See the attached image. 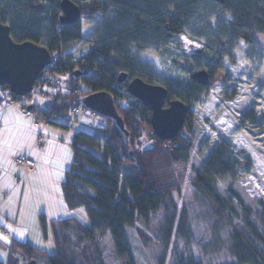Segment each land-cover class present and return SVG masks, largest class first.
<instances>
[{
	"label": "trees",
	"instance_id": "trees-1",
	"mask_svg": "<svg viewBox=\"0 0 264 264\" xmlns=\"http://www.w3.org/2000/svg\"><path fill=\"white\" fill-rule=\"evenodd\" d=\"M60 1L0 0V19L10 27L15 42L32 41L51 53L59 46L68 51L89 49L85 52L90 54L84 70L87 73L67 71L66 85L72 90L62 97L47 92L50 113L69 117L75 106L84 105L86 96L109 92L128 133L113 119H106V126L92 133H74L72 164L65 172L62 193L67 208L84 209L87 219L47 220L41 214L43 231L47 234L49 225L53 232L55 252L49 254L30 243L13 241L9 264H139L130 231L144 246L156 248V264H264V209H247L240 196H222L215 188L218 181L236 179L237 167L221 150L213 149L202 167L187 170L193 137L182 132L193 127L191 111L169 150L163 148L162 140L155 145L148 142L151 119L144 121L143 115L128 112L118 102L134 78L158 85L134 66L131 52L145 51L156 40L185 34L190 22L181 24V19L186 18L184 10L189 6L183 5L188 0H71L81 8L82 18H98L96 30L84 43L81 20L61 24ZM200 1L230 16L231 28L242 39L264 35V0ZM171 8H176L177 19L167 13ZM69 62L72 64V58ZM216 64L215 68H201L210 73L208 85L194 81V72L187 85L179 81L162 85L168 89L165 106L173 100L188 107L197 103L222 71L218 68L220 59ZM93 68L100 74L93 75ZM122 72L129 76L120 84ZM254 114V108L249 109L242 122H253ZM185 178L205 200L202 208L180 201ZM14 181L21 179L15 176ZM106 237L111 240V257L102 252L101 242Z\"/></svg>",
	"mask_w": 264,
	"mask_h": 264
},
{
	"label": "rangeland",
	"instance_id": "rangeland-1",
	"mask_svg": "<svg viewBox=\"0 0 264 264\" xmlns=\"http://www.w3.org/2000/svg\"><path fill=\"white\" fill-rule=\"evenodd\" d=\"M194 1L197 0H188L183 5L189 6L184 10L186 18L181 19V24L190 22L185 34L156 40L145 51H132L131 62L158 85L176 81L187 85L193 72L204 66L215 68L220 59L218 68L222 71L215 75L206 95L197 103H189L193 127H185L188 133H183L193 137V145L187 155V170L202 167L213 149L221 150L237 167L238 176L234 180L218 181L217 192L222 196L227 193L240 196L245 208L252 211L264 209V35L242 39L231 28L232 18L220 8L200 0L201 3L193 6ZM197 6L200 8L194 11ZM167 13L171 18H178L176 8L168 9ZM97 25L98 18L81 19L82 43ZM88 50L70 49L76 52L77 58ZM64 75L62 80L67 81L69 74ZM82 87L85 89L86 85ZM251 108H254L255 119L242 122ZM17 118L23 130L7 126L0 132V194L5 196L0 208V264H9L13 241L30 243L49 254L55 252L52 230L48 225L46 234L41 226L42 212H48L49 217L59 213L63 218L87 219L84 209L70 211L67 208L59 174L65 175L72 164L74 133L80 130L92 133L106 126V118L98 115L92 119L85 111L78 117L59 118L55 120L57 124L45 125L48 128L43 132V139L30 157L39 163L38 169L36 166L29 172L21 166L23 170L15 158L25 147L32 148L40 130L29 125L32 122L20 114ZM15 176L21 179L19 183L14 181ZM196 193L190 180L185 178L180 201L202 208L206 202ZM130 239L139 264H156L154 246H144L134 231H130ZM111 246L109 237L102 240V252L108 257L112 256Z\"/></svg>",
	"mask_w": 264,
	"mask_h": 264
},
{
	"label": "water",
	"instance_id": "water-1",
	"mask_svg": "<svg viewBox=\"0 0 264 264\" xmlns=\"http://www.w3.org/2000/svg\"><path fill=\"white\" fill-rule=\"evenodd\" d=\"M60 8L63 13L60 18L61 24L71 25L81 20V8L73 1L61 0ZM50 60L51 52L45 46L32 41L15 42L11 36L10 27L0 19V86H8L13 93L21 96L29 94L41 71L50 63ZM80 73L87 72L77 71L75 75ZM128 76L127 72H122L118 76V82L120 84L127 82ZM192 79L202 85H208L211 82L210 73L206 69L195 71ZM127 89L130 94L151 109L152 128L160 139L173 140L178 136L190 111L185 102L173 100L165 106L168 89L162 85L147 83L139 77L130 80ZM83 104L104 118L113 119L120 129L128 133L111 93H92L84 98Z\"/></svg>",
	"mask_w": 264,
	"mask_h": 264
},
{
	"label": "built area",
	"instance_id": "built-area-1",
	"mask_svg": "<svg viewBox=\"0 0 264 264\" xmlns=\"http://www.w3.org/2000/svg\"><path fill=\"white\" fill-rule=\"evenodd\" d=\"M76 52L65 50L62 46H59L53 53H51V60L48 65L41 71L38 79L35 81L33 89L29 94L21 96L13 93L9 89L2 90V97L5 99L6 104L2 106L3 109L9 106L19 107L22 115L27 119H32L36 126L48 125L52 121L61 118L59 115L52 114L48 109H40L38 102H45L47 98V92H51L58 97H62L65 92H70L72 89L65 84L61 79V75L72 70H87L88 61L90 60V54L85 53L80 58L75 57ZM77 56V55H76ZM72 58V64L69 60ZM69 63V64H68ZM93 75H99L100 70L98 68L91 69ZM75 92L77 90H74ZM119 103L129 112L134 111L143 115V120H152L151 109L142 103L138 98L131 95L128 91L122 94L119 98ZM85 109L82 106H75L71 111L70 117L80 116ZM90 118L97 117V113L94 111H88ZM73 121V120H72ZM184 133H188L185 128ZM182 132V134H184ZM147 140L151 145L157 144L160 139L154 130H151L150 134H147ZM162 146L165 149L172 150L171 140H162ZM18 165L24 167L27 171L34 170L37 164L27 155H18L15 158Z\"/></svg>",
	"mask_w": 264,
	"mask_h": 264
},
{
	"label": "crops",
	"instance_id": "crops-1",
	"mask_svg": "<svg viewBox=\"0 0 264 264\" xmlns=\"http://www.w3.org/2000/svg\"><path fill=\"white\" fill-rule=\"evenodd\" d=\"M66 75L67 74H70V73H65ZM62 76H65L64 74H62L60 77H61V79H62ZM70 76V75H69ZM69 78V77H68ZM68 78H66L67 80H68ZM65 82V84H66V82L67 81H64ZM2 88H0V132L4 129V127L6 128L7 126H10V127H12V129L13 130H18V129H21V130H23L22 128V126H20V124H19V118H17V115L18 114H20L21 116H23L22 115V113H21V111H20V109H19V107H17V106H9V107H6L5 109H3L2 108V106H5V104H6V101H5V99H3V97H2ZM47 102H48V100H47V98H46V100H45V102H42V101H39L38 102V105H39V107H40V109H48V105H47ZM119 102V101H118ZM84 109H85V112H87L88 113V115H89V112L88 111H91L90 109H88V108H86L84 105L82 106ZM14 108V109H13ZM90 117V116H89ZM23 118H25L24 116H23ZM25 119H27V118H25ZM27 120H29L30 122H32V124H30V123H28L29 125H31V126H34L35 128H37V129H39L40 130V134L38 135V139H36V140H34L33 141V145H32V148H27V147H25L24 149H23V153H21V154H19V155H27V156H29V157H31V155H32V153H33V151L35 150L34 148L36 147V145H38L40 142H41V140L40 139H43L42 138V135H43V132L48 128L47 126L49 125H47V126H44V125H40V126H36L35 125V123L33 122V120L32 119H27ZM28 121V122H29ZM50 124H57L55 121L54 122H51ZM66 126V125H65ZM32 158V157H31ZM44 161V155L42 156V158H41V162H43ZM37 162V161H36ZM38 162H37V169H38ZM21 167V166H20ZM22 168V167H21ZM23 169V168H22ZM24 170V169H23ZM37 171V170H36ZM25 172V171H24ZM66 172V171H65ZM64 177H65V175H64V173H61V174H59V178H60V183L62 184L63 183V181H64ZM58 187V185H55V188H57ZM1 190L2 189H0V192H1ZM59 195V192L57 193V191H56V196H58ZM62 195H63V193H62ZM5 196H3L2 197V194H0V208L4 205V203H5V198H4ZM65 202V201H64ZM59 206H61L62 207V205H59ZM79 210V209H78ZM81 212V211H80ZM48 212H42L41 214H45V217H46V219L47 220H50V219H57V218H63V216H61L59 213L55 216V217H52V216H48V214H47ZM61 213H63L62 211H61ZM2 218V217H1Z\"/></svg>",
	"mask_w": 264,
	"mask_h": 264
},
{
	"label": "flooded vegetation",
	"instance_id": "flooded-vegetation-1",
	"mask_svg": "<svg viewBox=\"0 0 264 264\" xmlns=\"http://www.w3.org/2000/svg\"><path fill=\"white\" fill-rule=\"evenodd\" d=\"M217 77V76H216ZM215 78V77H214ZM217 79H221V78H217Z\"/></svg>",
	"mask_w": 264,
	"mask_h": 264
},
{
	"label": "bare ground",
	"instance_id": "bare-ground-1",
	"mask_svg": "<svg viewBox=\"0 0 264 264\" xmlns=\"http://www.w3.org/2000/svg\"><path fill=\"white\" fill-rule=\"evenodd\" d=\"M122 96V95H121Z\"/></svg>",
	"mask_w": 264,
	"mask_h": 264
}]
</instances>
